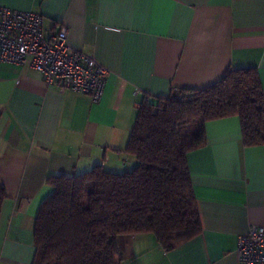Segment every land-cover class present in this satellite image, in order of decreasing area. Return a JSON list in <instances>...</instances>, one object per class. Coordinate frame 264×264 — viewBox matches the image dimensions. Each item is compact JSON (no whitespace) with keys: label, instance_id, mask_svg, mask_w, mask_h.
Returning a JSON list of instances; mask_svg holds the SVG:
<instances>
[{"label":"crops","instance_id":"obj_1","mask_svg":"<svg viewBox=\"0 0 264 264\" xmlns=\"http://www.w3.org/2000/svg\"><path fill=\"white\" fill-rule=\"evenodd\" d=\"M62 26L67 44L107 71L102 95L47 85L29 65L0 63V264H31L48 175L101 165L121 173L142 94L202 89L255 68L264 91V0H0ZM187 155L201 232L165 251L153 235L117 238L121 264H238L236 237L264 226V145L244 146L237 116L207 121Z\"/></svg>","mask_w":264,"mask_h":264},{"label":"trees","instance_id":"obj_2","mask_svg":"<svg viewBox=\"0 0 264 264\" xmlns=\"http://www.w3.org/2000/svg\"><path fill=\"white\" fill-rule=\"evenodd\" d=\"M237 116L244 146L264 145V91L255 68L228 69L202 88L144 94L121 173L101 165L48 175L33 225L31 264H121L117 238L153 235L165 251L201 232L187 155L206 144L207 121ZM6 193L0 183V212Z\"/></svg>","mask_w":264,"mask_h":264},{"label":"built area","instance_id":"obj_3","mask_svg":"<svg viewBox=\"0 0 264 264\" xmlns=\"http://www.w3.org/2000/svg\"><path fill=\"white\" fill-rule=\"evenodd\" d=\"M67 35L62 26L45 37L41 13L0 5V63L29 65L47 85L86 94L96 103L107 71L93 57L71 49ZM236 251L238 264H264V226L249 225L236 237Z\"/></svg>","mask_w":264,"mask_h":264},{"label":"rangeland","instance_id":"obj_4","mask_svg":"<svg viewBox=\"0 0 264 264\" xmlns=\"http://www.w3.org/2000/svg\"><path fill=\"white\" fill-rule=\"evenodd\" d=\"M134 163H135V159L133 158ZM132 167H130V165L127 167V170H130Z\"/></svg>","mask_w":264,"mask_h":264}]
</instances>
